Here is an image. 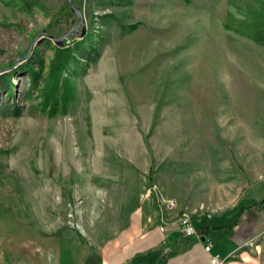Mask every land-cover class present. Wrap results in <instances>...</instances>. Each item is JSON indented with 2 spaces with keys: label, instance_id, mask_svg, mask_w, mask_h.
I'll return each instance as SVG.
<instances>
[{
  "label": "rangeland",
  "instance_id": "obj_1",
  "mask_svg": "<svg viewBox=\"0 0 264 264\" xmlns=\"http://www.w3.org/2000/svg\"><path fill=\"white\" fill-rule=\"evenodd\" d=\"M37 1L0 0V74L36 54L44 74L63 44L88 58L69 62L72 96L53 114L12 75L20 112L0 110V264H49L53 251L76 264L155 181L173 195L190 142L217 160L239 128L262 142L264 172V0H71L83 22L69 34L78 17L66 1ZM10 98L0 90V105ZM263 194L264 177L241 199Z\"/></svg>",
  "mask_w": 264,
  "mask_h": 264
},
{
  "label": "crops",
  "instance_id": "obj_2",
  "mask_svg": "<svg viewBox=\"0 0 264 264\" xmlns=\"http://www.w3.org/2000/svg\"><path fill=\"white\" fill-rule=\"evenodd\" d=\"M239 131L232 142L226 137L227 145L214 150L217 160L207 150L194 153L190 142L185 169L175 171L173 195L155 181L158 193L177 206L160 212L156 192H146L142 200L150 197L128 212L125 223L98 243H88L76 264H208L211 254L226 258L227 264H264V197L241 199L246 187L264 177L257 166L262 142L246 143ZM199 157L205 161L198 166ZM183 205L196 209L197 234L185 235L176 222ZM207 241L209 251L203 248ZM56 253L49 264H62Z\"/></svg>",
  "mask_w": 264,
  "mask_h": 264
},
{
  "label": "trees",
  "instance_id": "obj_3",
  "mask_svg": "<svg viewBox=\"0 0 264 264\" xmlns=\"http://www.w3.org/2000/svg\"><path fill=\"white\" fill-rule=\"evenodd\" d=\"M21 2L29 11L38 4L37 0H21ZM46 43L49 44L48 41ZM81 58H88L82 43L72 46H64L63 44L55 48L48 69L44 74L42 73L43 60L39 54L30 55L20 64H14V66L12 64L8 71L0 74V90L4 91L6 98L11 97L12 103L10 106L7 102L1 104L0 110L10 107L13 115H18L20 112V106L13 99L15 83L12 75L15 72L23 73L26 76L29 92L38 90L36 92L41 109H47L50 114H53L60 107L65 108L67 101L72 96L70 78L65 74V71L71 60L77 61Z\"/></svg>",
  "mask_w": 264,
  "mask_h": 264
},
{
  "label": "built area",
  "instance_id": "obj_4",
  "mask_svg": "<svg viewBox=\"0 0 264 264\" xmlns=\"http://www.w3.org/2000/svg\"><path fill=\"white\" fill-rule=\"evenodd\" d=\"M152 187H153V191H155L157 195L156 202L160 212H163L166 209H172L177 206V203L173 198H166L161 196L158 193L156 186L153 185ZM195 212H196L195 208H191L187 205L181 206L178 210L176 216V222L185 235L197 234L192 219V216ZM203 248L205 251H209L211 248V242L207 241L204 244ZM208 264H227V263H226V258L220 257L218 254H211L209 256Z\"/></svg>",
  "mask_w": 264,
  "mask_h": 264
},
{
  "label": "water",
  "instance_id": "obj_5",
  "mask_svg": "<svg viewBox=\"0 0 264 264\" xmlns=\"http://www.w3.org/2000/svg\"><path fill=\"white\" fill-rule=\"evenodd\" d=\"M66 3L69 5L71 11H73L77 17H78V21H77V24L74 28H72L69 32V33H73L76 31V28L78 27L79 24H81L83 22V19H82V13L80 11V9L78 7H76L71 0H65ZM79 33L81 35H83L84 33V27H82V29L79 31ZM63 36L61 37H52L53 39H55L56 42H58V44L60 45L61 44V39H62ZM25 58H27V55H24L20 60H24Z\"/></svg>",
  "mask_w": 264,
  "mask_h": 264
}]
</instances>
